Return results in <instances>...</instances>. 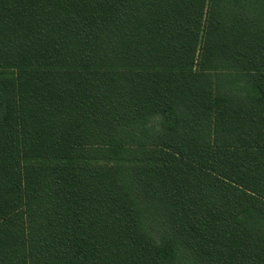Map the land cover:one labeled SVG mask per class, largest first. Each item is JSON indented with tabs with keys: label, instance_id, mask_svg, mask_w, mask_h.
Instances as JSON below:
<instances>
[{
	"label": "trees",
	"instance_id": "1",
	"mask_svg": "<svg viewBox=\"0 0 264 264\" xmlns=\"http://www.w3.org/2000/svg\"><path fill=\"white\" fill-rule=\"evenodd\" d=\"M0 264H264V0H0Z\"/></svg>",
	"mask_w": 264,
	"mask_h": 264
},
{
	"label": "rangeland",
	"instance_id": "2",
	"mask_svg": "<svg viewBox=\"0 0 264 264\" xmlns=\"http://www.w3.org/2000/svg\"><path fill=\"white\" fill-rule=\"evenodd\" d=\"M203 189H204V191H202V193H204L205 195H206V197H213V196H211L210 194H212V195H215V194H217V193H219L218 191H216L215 193H214V190H210V191H207L206 190V188H205V186L203 187ZM214 198H219V197H214ZM214 198L212 199V201L214 200ZM212 201H210L209 203V207L211 206V203H212Z\"/></svg>",
	"mask_w": 264,
	"mask_h": 264
},
{
	"label": "crops",
	"instance_id": "3",
	"mask_svg": "<svg viewBox=\"0 0 264 264\" xmlns=\"http://www.w3.org/2000/svg\"><path fill=\"white\" fill-rule=\"evenodd\" d=\"M211 190H213V189H211ZM218 192H219V193H217V194H221V193L223 192V190H222V191H218ZM221 199H222V198H217V199L214 198V200L212 201L211 204L213 205L215 202H219V201H221ZM219 206H220V205H216L215 207H212V209H213V210H216ZM219 209H220V208H219Z\"/></svg>",
	"mask_w": 264,
	"mask_h": 264
}]
</instances>
